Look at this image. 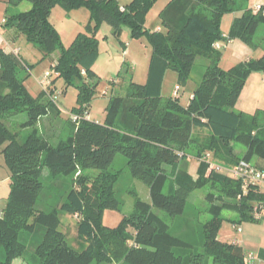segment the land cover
I'll return each instance as SVG.
<instances>
[{"label": "trees", "instance_id": "1", "mask_svg": "<svg viewBox=\"0 0 264 264\" xmlns=\"http://www.w3.org/2000/svg\"><path fill=\"white\" fill-rule=\"evenodd\" d=\"M248 0H172L160 14L164 31L151 32L146 19L158 0H132L122 11L117 0H8L4 30L14 29L47 56H59L52 65L66 86L79 91V108L72 121L73 135L53 146L36 129L42 117H58L52 99L34 98L25 83L29 66L20 54L6 48L0 32V153L10 172V192L0 218V264L23 259L27 264H94L98 260H121V264H249L239 244L220 240L228 220L225 212L239 215L236 226L255 222L264 203L259 185L245 193L241 180L210 169L212 162L234 167L242 160L264 172V112L248 115L234 111L253 72L264 73V55L241 62L226 71L220 67L219 41L239 39L255 47L254 39L264 15L238 3ZM27 12L11 13L22 3ZM66 11L84 9L90 14L85 32L64 47L50 17L57 7ZM242 11L224 39L226 14ZM103 24L120 37L129 30L136 40L146 38L152 56L146 84L131 82L123 96L112 97L104 123L90 120L96 86L94 66L99 59L97 37ZM208 62L203 79L187 105L181 97H164L168 72L186 84L195 63ZM53 74V73H51ZM112 84L114 82L112 81ZM181 88V86L179 85ZM27 113L22 127L33 131L22 139L4 124L5 116ZM197 145L200 159L196 176L190 173L186 150ZM242 150H237V146ZM126 158L132 176L150 189L151 203L136 201L135 212L116 228L104 225L107 210L117 211L115 186L119 173L110 170L115 158ZM44 168L52 177L74 180L67 199L52 211L36 208L45 189ZM81 172L79 178L74 177ZM86 172H96L94 180ZM212 186L207 196L211 219L203 224V252L196 244L176 237L170 226L154 213L164 211L174 219L184 215L191 194ZM78 220L76 238L81 251L71 249L61 231L59 212ZM112 257V258H111Z\"/></svg>", "mask_w": 264, "mask_h": 264}, {"label": "rangeland", "instance_id": "2", "mask_svg": "<svg viewBox=\"0 0 264 264\" xmlns=\"http://www.w3.org/2000/svg\"><path fill=\"white\" fill-rule=\"evenodd\" d=\"M6 1L8 2V0ZM247 2L248 1H241L239 3H244V8H247L249 5ZM1 6L4 8L2 9L4 20L3 16H1L0 32H3L5 30L2 27V23L5 21L8 4H1ZM31 7L30 3L24 2L19 9L17 8L14 10L16 12H25L30 10ZM14 10H12V13H14ZM153 10L157 11L156 8ZM88 15V11L84 9L68 12L60 6H57L52 11L50 20L57 29L64 47H70L80 31L85 32V28L89 24L88 19H86ZM228 16L229 14L224 16V23H226ZM107 26L108 25L105 24V29H100L101 31H99L97 35V37H99L98 39L101 38V40H99V59L94 67L97 76L91 80V83L95 85L96 88L90 107L89 117L91 121L97 123H104L106 109L112 97L125 95L127 88L132 81L138 84H146L148 58L142 51L143 43L141 42L144 41L145 44L148 45L149 50H152L146 38L138 41L133 39L128 31H125L126 33L123 36L122 41H127L129 44L131 43L130 47L127 48L130 50L131 54L129 53V55H125L126 48L121 43V37H115L112 34H108L107 28L109 26ZM77 28H79V30L75 31L74 29ZM105 35L108 36V38L103 40ZM9 40L13 46L20 49L21 57L26 65L29 66L30 78L26 81L25 85L30 94L34 98H41L44 102L55 97L57 107L60 109V115L58 117L52 115L48 119H44L36 125V129L48 142L53 146H57L61 140L67 139L74 133V127L71 120L74 115V110L80 107L78 103L79 91L73 86L67 87L64 79L58 78V76L52 71V65L59 56L58 52L51 57H47L41 49L30 43L26 37L21 34L17 39L13 40L10 38ZM236 40L237 44L231 47L229 51L215 48L216 50L223 52V62L227 63V61H229L228 58H226L228 56L226 53L228 52L231 61L236 64L244 62L247 57L259 58L264 55V25H261L256 33L254 39L255 47L248 45L239 39ZM139 49H141V51ZM206 62L207 61L203 59H199L195 63L191 77L184 85L180 82L179 76L176 73L170 72L168 78L164 82L165 97H169L173 88L176 85H180L181 90L179 92V97H181V103L187 105L191 95L203 79V75L207 68ZM47 72L53 74H51V77L48 80H45L44 76ZM263 74L264 73L262 72H253L250 75L240 95V103L234 108V111L240 112V109L242 108L245 111V114L248 115H255L257 112H264ZM119 78L121 79V82H119ZM116 80H118V82H115ZM112 81L114 84H112ZM28 120L27 113H21L12 117L5 116L3 122L12 133L18 134L22 139L33 131L32 128L24 129L22 127V125ZM242 148V146H237V150L243 151ZM198 150L199 148L197 145H191V147L185 151L186 159L190 164V173L194 176H196L200 159H203L205 156L203 155V157L199 158ZM255 163L256 160L253 161L254 165ZM110 170L113 173H119V180L115 186V194L116 199L119 202V209L117 211H105L103 221L105 226L116 228L125 217L131 216L135 212L137 199L150 204L151 197L149 187L132 176L128 162L123 156L118 155L115 158ZM6 172L9 171L6 167L4 157L0 153V179L5 176ZM85 174L88 176L86 179L94 180L97 173L86 172ZM79 175H82L81 172H79L74 178H79ZM42 181L45 185V189L41 193L36 208L48 212L52 211L56 204L67 199L69 189H71L74 183L73 179L64 176L52 177L47 168H44ZM260 187L264 194V184ZM6 189H9V185L0 183V198L6 193ZM211 192H216V189L212 186H207L206 188L193 192L188 200L184 215L174 219L170 218L164 211L154 209V213L169 224L173 235L196 244L200 252H203L204 242L202 226L211 219L209 214L211 204L207 200V196ZM224 216L227 219L236 217L234 213L230 212H225ZM59 218L61 221L60 229L66 234L68 246L75 251H81L83 249V244L76 238L78 220L71 214L63 211L59 212ZM253 224H256V222L243 223L242 230L252 229L249 225ZM240 234L233 231L232 222L226 220L223 222L220 230V240L223 242H230L232 239L230 237H233V235L241 236ZM15 264L27 263L22 261V259H17ZM94 264H121V260L113 257L111 260L95 261ZM206 264H213V259L208 258Z\"/></svg>", "mask_w": 264, "mask_h": 264}, {"label": "crops", "instance_id": "3", "mask_svg": "<svg viewBox=\"0 0 264 264\" xmlns=\"http://www.w3.org/2000/svg\"><path fill=\"white\" fill-rule=\"evenodd\" d=\"M117 1L120 4L121 9H123L126 5H128L129 3L132 2V0H117ZM171 1L172 0H158L156 5L153 7V9L156 8L157 11L152 9L154 12L151 10L150 13L147 16L146 28L148 30H150L151 32H162V31H164V28L162 27V22L160 20V14L169 5V3ZM6 3H7L6 0H0V19L2 18L1 16H3V20H4V13H3L2 9H4V8L1 6V4L5 5ZM247 3L249 4L247 8H251L254 11V13H257V12L261 11V13H263V15H264V0H248ZM237 5H238V7L244 9V3H238ZM19 7H17V8L19 9ZM6 10H7V8H6ZM27 11H29V10H27ZM27 11H25V12H27ZM11 13H12V11H11ZM14 13H20V12H16L14 10ZM242 14H243L242 11L229 14L228 19L226 20V23L223 22L225 17L223 18L221 28H222V32H223L224 36H228V34L230 32V29H231V27L233 25L234 20L236 18L241 17ZM86 19H88V22H89L90 14L87 16ZM104 29H105V24H103L102 27H101V30H104ZM107 29H108L107 30L108 34H112V28L109 26ZM74 30L77 31V30H79V28L74 29ZM125 31H128V33L130 34L129 30L124 29L123 32H122V35L120 37H121V43L126 48L125 55H127V54L129 55L130 50H128L127 48L130 47L131 43L129 44V43H127V41H125V42L122 41L123 36L126 33ZM81 32L82 31H80L79 33H81ZM1 35H2V39L5 42V45H6L7 49H9V50L11 49V50L17 51L18 54L21 53L20 49L15 47V46H13L12 43L10 42V40H9L10 38L15 40V39H17L20 36V34L16 30L10 29V30H5L3 32L1 31ZM104 37L105 38H103V40L108 38V36H106V35ZM99 40H101V38ZM141 43H143L142 44L143 45V50L142 51L144 52V55L147 56V58H148L147 66H148V74H149L152 50L151 51L149 50L148 45H146L144 41H142ZM236 44H237V40H231V41H221L219 47H216V45H214V46H215V48H220L222 50L224 49L226 51H229V49H231V47L235 46ZM139 50L141 51V49H139ZM219 52L222 54L220 67L223 70L228 71L231 68H233L234 66L238 65L236 63H233V61H231L230 55L228 54L229 52L226 53L228 55L226 58H228L229 61H227V63L223 62V60H224L223 59V52L222 51H219ZM251 58L252 57H247L245 59V61H247L248 59H251ZM207 65H208V62H206V66ZM223 65H224V67H223ZM169 73L170 72H168L166 74L165 80L168 78ZM148 74H147V79L146 80H148ZM263 76H264V74H263ZM120 78H119V80H120L119 82H121ZM165 80H164V82H165ZM115 82H118V80H116ZM177 86H179V85H176L173 88L172 93H171V95L169 97H173L174 96V91H175ZM163 95H164V84H163ZM192 95H191L190 99L192 98ZM164 97H165V95H164ZM166 98H168V97H166ZM240 99L238 101V104L240 103ZM240 112L245 113V111L242 108L240 109ZM50 116L51 115L42 117L39 122H42L44 119H48ZM39 122H38V124H39ZM0 183L9 185V189H6L5 190L6 193H4L2 198H0V201H1V203H0V218H1L3 216V210L5 209L6 201H7L9 192H10V172H6L5 176L2 179H0ZM261 185L262 184L259 185V189L262 192V189L260 187ZM235 215H236V217L228 218V220L230 222H232L233 231L236 232V230H235V226L236 225L235 224H238V222L240 221V217L237 214H235ZM255 222H256V224L249 225L250 227H252V229L242 230V234H240L241 236L233 235V237H230V238H232L231 241H233V242L235 240H237L239 245L244 248V250L246 251L247 254H252L253 255V260L250 262V264H264V205L259 208V210H258V212L256 214V221ZM242 225H243V223L240 224L239 226L242 228ZM219 238H220V236H219ZM15 261L13 262V264H15ZM22 261H24V260L22 259Z\"/></svg>", "mask_w": 264, "mask_h": 264}, {"label": "built area", "instance_id": "4", "mask_svg": "<svg viewBox=\"0 0 264 264\" xmlns=\"http://www.w3.org/2000/svg\"><path fill=\"white\" fill-rule=\"evenodd\" d=\"M122 11H124V9H122ZM227 38V36H224V39ZM220 42L221 41L215 44L216 47L220 46ZM15 52L17 53V51ZM50 77L51 74L49 72L45 73V80H48ZM180 90L181 88L177 86L174 91V96H178ZM52 100L55 102V97H52ZM78 119L79 118L77 116H72V120L74 122ZM204 160L210 162L211 170H214L217 173H226L233 179L241 180L245 193L247 192L250 186L260 185L264 183V172L260 171L253 163L242 160L239 164L234 167H224L215 162H212V155L210 153L206 154ZM235 230L238 234L242 233V228L240 226H235ZM234 242L239 244L237 240H235ZM247 260L250 264V262L253 260V255L247 254Z\"/></svg>", "mask_w": 264, "mask_h": 264}]
</instances>
